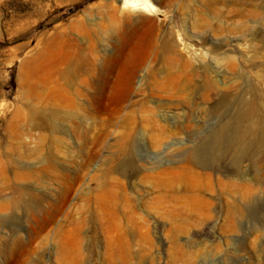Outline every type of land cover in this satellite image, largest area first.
Masks as SVG:
<instances>
[{
    "label": "rangeland",
    "instance_id": "rangeland-1",
    "mask_svg": "<svg viewBox=\"0 0 264 264\" xmlns=\"http://www.w3.org/2000/svg\"><path fill=\"white\" fill-rule=\"evenodd\" d=\"M0 0V264H264V0Z\"/></svg>",
    "mask_w": 264,
    "mask_h": 264
},
{
    "label": "bare ground",
    "instance_id": "bare-ground-1",
    "mask_svg": "<svg viewBox=\"0 0 264 264\" xmlns=\"http://www.w3.org/2000/svg\"><path fill=\"white\" fill-rule=\"evenodd\" d=\"M149 0H121V8H129L132 11L143 12L148 7Z\"/></svg>",
    "mask_w": 264,
    "mask_h": 264
}]
</instances>
